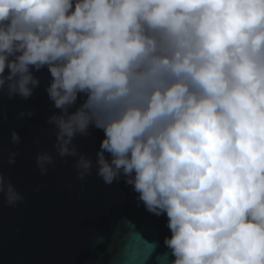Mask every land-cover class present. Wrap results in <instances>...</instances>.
<instances>
[{
	"label": "clouds",
	"instance_id": "1",
	"mask_svg": "<svg viewBox=\"0 0 264 264\" xmlns=\"http://www.w3.org/2000/svg\"><path fill=\"white\" fill-rule=\"evenodd\" d=\"M45 69L40 175L73 158L78 181L123 180L166 218L162 241L126 219L98 233L107 264H264V0H0V98L29 99ZM92 130L95 159L75 144ZM0 198L24 200L2 170Z\"/></svg>",
	"mask_w": 264,
	"mask_h": 264
},
{
	"label": "water",
	"instance_id": "2",
	"mask_svg": "<svg viewBox=\"0 0 264 264\" xmlns=\"http://www.w3.org/2000/svg\"><path fill=\"white\" fill-rule=\"evenodd\" d=\"M36 75L40 85L29 99L0 98V112L7 116L0 120V170L24 196L15 207L4 205L0 198V264H107L105 246L94 247L93 242L98 233L110 235L122 219L131 221L146 239L162 241L168 234L166 218L152 216L138 205L123 180L105 185L93 170L80 182L73 158L59 157L47 176L40 175L34 157L51 149L54 132L47 119L56 109L45 92L47 70ZM22 111L25 115L17 119ZM30 111L31 117L26 114ZM11 129L21 137L18 147L9 143ZM101 136L92 130L75 144L95 159ZM7 150L20 152L13 165L7 163ZM130 249L134 256L142 251L136 243Z\"/></svg>",
	"mask_w": 264,
	"mask_h": 264
}]
</instances>
